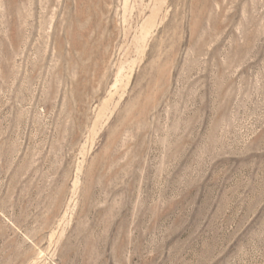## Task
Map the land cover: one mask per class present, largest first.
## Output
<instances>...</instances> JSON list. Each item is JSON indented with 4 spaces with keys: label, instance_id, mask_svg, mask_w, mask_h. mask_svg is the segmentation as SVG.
<instances>
[{
    "label": "rangeland",
    "instance_id": "obj_1",
    "mask_svg": "<svg viewBox=\"0 0 264 264\" xmlns=\"http://www.w3.org/2000/svg\"><path fill=\"white\" fill-rule=\"evenodd\" d=\"M0 264H264V0H0Z\"/></svg>",
    "mask_w": 264,
    "mask_h": 264
}]
</instances>
